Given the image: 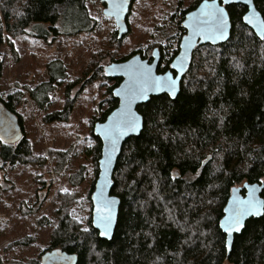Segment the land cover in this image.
I'll return each instance as SVG.
<instances>
[{"label": "trees", "instance_id": "trees-1", "mask_svg": "<svg viewBox=\"0 0 264 264\" xmlns=\"http://www.w3.org/2000/svg\"><path fill=\"white\" fill-rule=\"evenodd\" d=\"M200 1L193 0L181 10L177 24L180 33L172 52L165 46L157 47L161 53L158 73L169 68L184 34L180 23ZM253 2L264 20V0ZM226 9L232 25L230 38L223 44L194 50L177 97H153L137 107L143 118L142 132L123 143L112 177L111 194L119 198L120 206L111 240L100 239L93 229L89 202L85 228L71 221L69 212L60 216L49 251L75 254L77 264H264V213L246 222L242 232L234 236L230 251L219 229L231 188L264 183V38L259 40L243 23L244 6ZM95 26L85 0H0V47L5 44L11 52L12 40L18 36L48 42L89 33ZM125 36L118 38L112 30L111 41L120 44ZM136 53L146 59L147 54L138 51L119 59L108 51L92 67L90 81L98 78L115 84L107 86L106 108L92 120L90 128L92 146L86 156L91 159L94 180L88 200L101 155V141L93 134V126L103 122L118 104L112 95L118 80L105 77L101 60L108 57V65ZM1 70L0 56V76ZM46 75L47 81L25 90L42 111L49 104V94L67 77L59 60L48 62ZM78 83H67L62 110L44 116V123L68 120L75 101L70 93ZM20 100L19 93L0 96V102L17 116L23 130L18 143H0L3 165L34 162L16 112ZM53 156L54 170L59 174L67 155ZM38 162L40 167L44 165ZM82 170L69 179L73 186L82 182ZM43 201L37 196L26 212H38ZM30 264H40V260L33 259Z\"/></svg>", "mask_w": 264, "mask_h": 264}, {"label": "rangeland", "instance_id": "rangeland-1", "mask_svg": "<svg viewBox=\"0 0 264 264\" xmlns=\"http://www.w3.org/2000/svg\"><path fill=\"white\" fill-rule=\"evenodd\" d=\"M192 1L134 0L128 35L115 44L111 41L115 25L103 17L100 0H85L89 17L96 21L91 32L48 42L22 35L12 40L14 52L5 44L0 47V96L19 93L21 100L16 112L34 156V162L27 165L0 162V264L40 260L65 212H69L71 221L86 227L90 212L87 195L94 180L91 159L86 156L92 146L90 128L92 120L106 108L107 86L115 84L98 78L90 81L92 67L108 51L117 59L136 51L146 53L148 59L152 50L161 45L171 53L180 33L177 24L181 10ZM52 60L63 63L67 77L49 94V104L42 111L29 100L25 90L47 81L46 65ZM108 60L105 57L101 63L106 65ZM75 80L79 83L70 93L75 101L68 120L44 123V116L62 110L66 85ZM55 153L67 155L59 174L54 170ZM38 161L44 165L40 167ZM81 168L82 182L73 186L69 179ZM37 196L44 198L40 210L26 212Z\"/></svg>", "mask_w": 264, "mask_h": 264}, {"label": "water", "instance_id": "water-1", "mask_svg": "<svg viewBox=\"0 0 264 264\" xmlns=\"http://www.w3.org/2000/svg\"><path fill=\"white\" fill-rule=\"evenodd\" d=\"M134 0H100L102 15L111 19L117 37L128 31L127 18ZM241 5L246 8L243 23L262 40L264 20L253 0H201L187 12L180 27L184 34L180 39L178 53L170 69L158 73L160 54L157 48L151 53V60L136 53L121 62H113L103 68L106 78L118 80L112 95L118 104L103 122H96L93 134L101 141V155L98 160V174L90 195L91 225L100 239L111 240L117 223L120 200L111 194L113 173L123 143L138 137L143 129V118L137 111L153 97L167 95L174 100L179 94L180 83L192 61L198 46H217L230 38L231 22L226 7ZM23 137V130L15 114L0 102V143L16 144ZM264 183H243L232 187L223 208L219 229L225 235L227 251H230L235 235H239L245 223L259 218L264 213V198L261 196ZM40 264H77V256L60 249L44 252Z\"/></svg>", "mask_w": 264, "mask_h": 264}, {"label": "flooded vegetation", "instance_id": "flooded-vegetation-1", "mask_svg": "<svg viewBox=\"0 0 264 264\" xmlns=\"http://www.w3.org/2000/svg\"><path fill=\"white\" fill-rule=\"evenodd\" d=\"M182 36H183V35H182ZM182 36H181V37H182ZM180 39H181V38H180ZM179 42H180V41H179ZM178 46H179V44H178ZM154 49H155V48H154ZM157 49H158V48H157ZM152 51H153V50H152ZM177 53H178V51H177ZM177 53H176V55H177ZM159 54H161V53L159 52ZM176 55H175V56H176ZM175 56H174V57H175ZM174 57H173V58H174ZM173 58H172V60H173ZM160 59H161V55H160ZM149 60H151V56H150V59H149ZM172 60L170 61V63H169V68H168L167 70L170 69V64H171ZM159 62H160V60H159ZM167 70H166V71H167ZM263 191H264V190H263ZM263 191H262V192H263ZM261 196H262V193H261ZM245 224H246V223H245ZM244 227H245V226H244ZM243 229H244V228H243Z\"/></svg>", "mask_w": 264, "mask_h": 264}]
</instances>
